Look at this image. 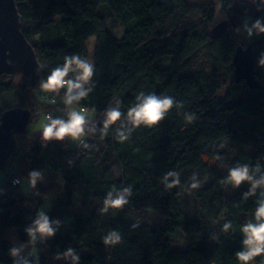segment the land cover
Returning a JSON list of instances; mask_svg holds the SVG:
<instances>
[{
	"label": "trees",
	"instance_id": "1",
	"mask_svg": "<svg viewBox=\"0 0 264 264\" xmlns=\"http://www.w3.org/2000/svg\"><path fill=\"white\" fill-rule=\"evenodd\" d=\"M232 1L16 0L22 31L43 72L40 77L3 75L0 114L15 109L4 97L18 92L19 107L32 112L31 122L39 110L66 119L64 113L56 114L58 105L38 98L39 82L62 65L66 55L88 58L92 37H96L95 88L77 106L89 112L95 109L92 119L97 123L117 100L126 114L141 91L173 96L184 108L171 110L156 127L135 130L124 143L115 139L119 122L107 136L88 134L84 139L92 147L80 144L78 151L70 149V138L45 144L41 136H30L22 144L26 153L9 167L22 180L31 170L46 167L63 180L64 187L58 182L47 188L38 184L23 194L20 185H13L11 175L7 176L0 186V264H13L9 249L15 242H23L25 252L31 246L24 227L52 193L57 197L47 214L59 219L62 227L54 239L37 246L40 264H53L55 254L68 246L77 250L81 264H240L235 257L242 248L240 226L253 218L256 198L243 201L248 185L237 190L220 181L238 163L254 167L259 160L264 164V69L257 66L264 36L249 39L230 26L221 37H211L214 26L227 17ZM101 5L108 6L106 13L99 11ZM110 19L124 26L121 38L109 32ZM249 45L255 53L257 89L245 81L237 83L234 75L235 52ZM252 90L260 93L245 97ZM62 95L57 97L61 102ZM184 112L194 113L197 119L186 123ZM217 155L222 159L215 160ZM169 171L178 172L180 184L186 187L193 174L201 183L199 189L189 188L197 201L198 218L183 226L188 240L184 250L171 246L170 234L179 228L183 213L176 188L167 190L161 183ZM113 187H131L133 193L129 204L118 211L155 210L165 217L164 227L152 230L139 225L133 230L136 223L117 219V210L101 215L99 208ZM77 202L80 210L74 209ZM227 221H232L233 229L224 233ZM110 230L121 233L119 245L102 242ZM214 235L218 241L211 239ZM83 246L89 248L87 255L81 253ZM261 260L264 257H257L254 264Z\"/></svg>",
	"mask_w": 264,
	"mask_h": 264
},
{
	"label": "clouds",
	"instance_id": "2",
	"mask_svg": "<svg viewBox=\"0 0 264 264\" xmlns=\"http://www.w3.org/2000/svg\"><path fill=\"white\" fill-rule=\"evenodd\" d=\"M250 3L256 7V10L262 15L251 21L245 20L241 26L236 28L240 33H246L249 39L264 36V0H250ZM257 66L264 69V52H261ZM96 73L95 65L88 58L79 54L64 56L62 65L53 68L50 74L40 80L39 90L42 93L53 94L52 103H57V97L62 95L64 108L61 111L66 115L54 117L48 114L43 124L41 140L48 143L52 141L63 142L70 138L78 145L83 144L85 149H90L92 145L85 141L88 134H97L101 137L107 136L109 129L114 125L115 139L124 143L130 140L133 132L142 126L153 128L164 121L167 115L174 108L180 110L184 108L182 101L176 100L170 95H157L155 93L139 92L135 97V102L127 109L126 114L122 112L120 101L115 102V106L110 104L102 114L101 123H97L91 118L88 109L79 108L81 101L89 97L94 91L95 85L93 79ZM63 90V91H62ZM95 112V109L92 110ZM179 114V113H178ZM183 117L186 123H193L197 117L194 113L184 112ZM123 121V122H122ZM225 147L224 144L220 145ZM207 159V157H204ZM222 158L217 155L215 160ZM28 189H37L40 182L44 180L41 171L31 170L26 178ZM14 185L21 184V179L17 178L12 181ZM161 183L167 190L178 187L181 183L180 174L175 171H169L161 180ZM225 187L232 186L234 189H240L243 185H248L247 191L243 193V201L255 197L256 207L253 218L247 220L240 226V232L243 236L242 248L235 253L236 259L240 264H254L257 257H264V164L259 160L253 167L250 163H238L228 168V175L225 180L220 181ZM191 190L201 187V183L193 174L192 182L187 185ZM28 189H25L27 191ZM2 194V193H0ZM40 195L39 192L36 193ZM133 195L131 187L117 189L113 187L107 192L106 198L103 199V207L99 208L101 215L108 214L110 211L123 210L129 204V197ZM239 206V205H236ZM151 211V209H149ZM62 227L59 219H52L46 212L45 207L37 210L35 216L31 219L30 224H26L24 232L27 235V241L32 246L33 251L26 253V245L21 242L18 246L9 249V256L13 264H40L39 255H37L38 245L48 240L54 239ZM139 224H133V230L137 229ZM233 229L232 221H227L222 226V231L228 233ZM211 239L218 241V236H212ZM102 242L106 246H116L122 242L121 233L117 230H110L102 237ZM56 260H63L66 264H81V258L77 250L71 246L66 247L63 251L55 254ZM264 264V260L260 261Z\"/></svg>",
	"mask_w": 264,
	"mask_h": 264
},
{
	"label": "water",
	"instance_id": "3",
	"mask_svg": "<svg viewBox=\"0 0 264 264\" xmlns=\"http://www.w3.org/2000/svg\"><path fill=\"white\" fill-rule=\"evenodd\" d=\"M260 15L250 0H233L227 19L214 26L211 37L219 38L230 26L237 28L247 17ZM254 56L252 45L239 46L233 60L236 82L245 81L251 89L258 87ZM42 72L35 49L22 31L16 0H0V81L3 75L40 77ZM31 119L32 112L21 107L0 114V172L6 170L12 156L18 152V137L27 132Z\"/></svg>",
	"mask_w": 264,
	"mask_h": 264
},
{
	"label": "rangeland",
	"instance_id": "4",
	"mask_svg": "<svg viewBox=\"0 0 264 264\" xmlns=\"http://www.w3.org/2000/svg\"><path fill=\"white\" fill-rule=\"evenodd\" d=\"M189 3L192 4H199L204 0H187ZM108 10V6L107 5H101L99 11L103 14L106 13V11ZM227 19V17H223L221 21ZM220 21V22H221ZM108 29L109 32L117 38H121L124 34V26L118 22L115 19H110L108 21ZM96 45V37H92L89 40V56L88 59L90 61H92L94 63V47ZM19 82H20V78H19ZM260 93V90H252L249 91V93L245 94V97H252L255 96L257 94ZM36 95L38 96L39 99H41L44 102L50 103L52 105H58V109L56 114H62L64 113L63 111H61V109L64 108L63 103L57 99V103L53 104L52 101V96L48 93H42V92H37ZM19 93L18 92H14L12 94L6 95L4 97V100L6 102V104H8L11 107L14 108H18L20 106V100H19ZM75 107L77 109L81 108L77 105H75ZM91 113V118L93 116V113ZM48 115L47 110H39L38 113L35 114V117L33 119V121L31 122V124L29 125L27 132L19 135L18 139H19V150H18V155L14 157V154L10 160V162H15L18 160V158L20 157V155L26 153L25 148L22 147L23 142H25L30 136H41V132H42V127L43 124L46 123V119L45 117ZM163 131H161L159 134H162ZM80 148V144L78 145L76 142H73L71 140L70 142V149L72 151H78ZM10 162L8 164V167L6 168L5 171L0 172V186H2L6 180H7V176H10L14 173V171H12L10 166ZM9 170V171H8ZM39 171H41L44 175V180L42 182H40L39 184L42 185L43 188H47L49 187L52 182H58L60 184L61 187H64V182L63 180H57L54 176V174L46 167H41L39 169ZM20 190L23 194H26L28 192V186H27V180L23 179L22 184L20 185ZM25 189H28L27 191H25ZM176 190L178 191V193L180 194L181 197V209H182V216L180 217V225L179 228L176 230L175 233L170 234V240H171V246L172 249L174 250H184L186 248V246L188 245V240L186 239V234L184 232L183 226L186 222L190 221V220H194L196 218H198L196 209H197V201L196 199L193 197L190 189L182 184H180L178 187H176ZM57 197L56 193H52L48 196L44 197V204L42 207L46 208V212L48 213V211L50 210V206H51V201ZM79 197L76 196V201H78ZM75 210H80V206L77 202V204L74 206ZM115 217L117 219H124L128 222H132V223H138L139 225H143L147 228H150L152 230H159L161 228L164 227L166 220L165 217L162 216L159 212L152 210L149 211V209H140V210H136V209H130V210H125V211H116L115 212ZM20 243L19 242H15L13 245L14 246H18ZM33 249L31 246H27L26 248V253L32 252ZM39 250L37 251V255H38ZM81 253L82 255H87L89 253V248L88 246H83L81 248ZM63 260H56L55 258L51 259V263L53 264H61L63 263Z\"/></svg>",
	"mask_w": 264,
	"mask_h": 264
},
{
	"label": "built area",
	"instance_id": "5",
	"mask_svg": "<svg viewBox=\"0 0 264 264\" xmlns=\"http://www.w3.org/2000/svg\"><path fill=\"white\" fill-rule=\"evenodd\" d=\"M17 178H19V179H21V177L20 176H18V175H16L15 173H13L12 175H11V183H12V181L14 180V179H17ZM21 181H23L22 179H21ZM13 184V183H12ZM22 184V183H21ZM21 184H16L15 186H19V185H21ZM14 185V184H13Z\"/></svg>",
	"mask_w": 264,
	"mask_h": 264
}]
</instances>
